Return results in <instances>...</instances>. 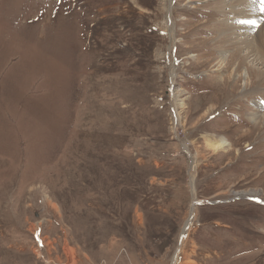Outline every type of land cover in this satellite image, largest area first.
<instances>
[{"label":"rangeland","instance_id":"rangeland-1","mask_svg":"<svg viewBox=\"0 0 264 264\" xmlns=\"http://www.w3.org/2000/svg\"><path fill=\"white\" fill-rule=\"evenodd\" d=\"M219 6L0 0V264H264V99Z\"/></svg>","mask_w":264,"mask_h":264},{"label":"bare ground","instance_id":"bare-ground-1","mask_svg":"<svg viewBox=\"0 0 264 264\" xmlns=\"http://www.w3.org/2000/svg\"><path fill=\"white\" fill-rule=\"evenodd\" d=\"M216 1H218L220 5V9L218 10L220 12H224L225 15H228L230 17V20L232 21V24H226L223 21L217 22V25L214 28V31L219 35L217 37V43L220 45L219 51L221 50V52L219 53V62L224 68L232 66L231 69L234 75H244L245 86L242 92L245 95L257 93L258 95L260 94V98L264 99V92L261 88V86H264V17L258 14V12L256 11V2L253 0ZM239 17H241L243 23L245 24L240 21ZM234 22H238V24L241 23L245 28H247L249 25L248 28L252 29L253 33L248 34L245 33L247 29H241V31H244V33L242 34V37L244 38L241 40L239 38L240 35H238L236 31H234L236 29L235 27H233ZM259 24H261V27L259 31L256 32L255 27ZM249 36L252 37V40L248 39ZM231 51H233L232 55L227 57L225 54ZM251 63H253L254 65L256 64L262 66L263 71L254 68ZM258 81L259 83H257ZM238 96V98H240V95ZM262 123H264V119H262ZM227 146V142L224 140L211 145L212 149L217 152L224 150V148ZM256 203L261 204V200H258V202ZM182 246L179 250V255H177L178 257H176V262L174 264H177V261H179L180 254L182 253Z\"/></svg>","mask_w":264,"mask_h":264},{"label":"water","instance_id":"water-1","mask_svg":"<svg viewBox=\"0 0 264 264\" xmlns=\"http://www.w3.org/2000/svg\"><path fill=\"white\" fill-rule=\"evenodd\" d=\"M195 204H193V206H194ZM191 221H192V217L188 220V223H187V225H186V227L184 228V231H183V236H182V239H183V237H184V235H185V231L190 227V224H191ZM182 239H181V242H182ZM177 255H179V251L177 252V254H176V256H175V262H176V257H177ZM174 262V263H175Z\"/></svg>","mask_w":264,"mask_h":264},{"label":"snow or ice","instance_id":"snow-or-ice-1","mask_svg":"<svg viewBox=\"0 0 264 264\" xmlns=\"http://www.w3.org/2000/svg\"><path fill=\"white\" fill-rule=\"evenodd\" d=\"M261 3L264 4V0H261Z\"/></svg>","mask_w":264,"mask_h":264}]
</instances>
